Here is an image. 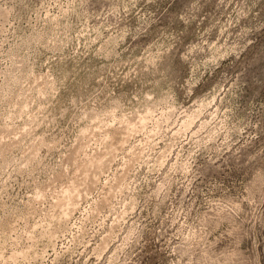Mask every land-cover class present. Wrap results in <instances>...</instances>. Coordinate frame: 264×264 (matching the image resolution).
Wrapping results in <instances>:
<instances>
[{"label":"rangeland","instance_id":"374dc122","mask_svg":"<svg viewBox=\"0 0 264 264\" xmlns=\"http://www.w3.org/2000/svg\"><path fill=\"white\" fill-rule=\"evenodd\" d=\"M0 264H264V0H0Z\"/></svg>","mask_w":264,"mask_h":264},{"label":"bare ground","instance_id":"6f19581e","mask_svg":"<svg viewBox=\"0 0 264 264\" xmlns=\"http://www.w3.org/2000/svg\"><path fill=\"white\" fill-rule=\"evenodd\" d=\"M44 78V77H43ZM26 107H27V105H26ZM147 117V116H146ZM146 117H143V118H145L146 119ZM140 120V119H139ZM141 120H142V118H141ZM124 124V123H123ZM128 124H130V123H128ZM132 124V123H131ZM143 124H145V123H143ZM135 125V124H134ZM142 125V124H141ZM102 126V125H101ZM128 126V125H127ZM130 126V125H129ZM139 126V125H138ZM131 127V126H130ZM134 127V126H133ZM140 127V126H139ZM125 129V128H124ZM132 129L133 128H126L125 129V137H124V140H127V139H129L128 137L130 136V134H131V131H132ZM18 131V130H17ZM110 131V130H109ZM140 132V131H139ZM109 134V133H108ZM111 134V133H110ZM122 134H124V133H122ZM107 137H108V135H107ZM123 137V136H122ZM131 137V136H130ZM123 140V141H124ZM110 141V140H109ZM97 142V141H96ZM125 142V141H124ZM120 145V144H119ZM96 146V145H95ZM122 149V148H121ZM116 151V150H115ZM114 153V152H113ZM91 158V157H90ZM83 159V158H82ZM87 160H89L88 158H86ZM99 159V158H98ZM104 161V160H103ZM88 162V161H87ZM89 162H91L92 164H94L95 163V174H97V172H102L103 170H104V164H103V162L101 163V160L99 159L98 161H96L95 159L94 160H91V161H89ZM89 162H88V165H91V164H89ZM83 163V162H82ZM85 164V163H84ZM83 164V165H84ZM81 165V164H80ZM85 166H86V164H85ZM84 166V167H85ZM93 166V165H92ZM83 167V166H82ZM84 167H83V169H84ZM91 168V167H90ZM80 169V168H79ZM82 169V168H81ZM87 169L89 170V168L87 167ZM86 170V169H85ZM84 171V170H83ZM79 172V171H78ZM84 173H88V172H84ZM86 175V174H85ZM79 176V175H78ZM99 176V175H98ZM96 177V176H95ZM86 178V177H85ZM88 178V177H87ZM94 178V177H93ZM97 178V177H96ZM81 179V178H80ZM79 179V180H80ZM99 179V178H98ZM83 180V179H82ZM92 181V180H91ZM77 182V181H76ZM94 182V181H93ZM121 182V181H120ZM81 183V182H80ZM96 183V182H95ZM98 183V182H97ZM85 184V183H84ZM83 184V185H84ZM87 184V183H86ZM88 184H90V183H88ZM93 184V187H94V183H92ZM105 184V183H104ZM82 185V186H83ZM85 186H87V185H85ZM69 188H66L64 191H62V192H64L65 194H66V196L64 195V193H63V195H64V197L60 200V198H59V200L56 202V204L55 203H53V204H55V205H53V206H60L61 207V210L60 211H62V217H64V218H66L67 220H69V216H71L72 215V213L74 212V211H76L77 210V208H78V205H79V199L82 197L81 196V193H80V191H82L80 188L79 189H77V186L74 184V183H72L71 184V186H68ZM79 187V186H78ZM81 187V186H80ZM117 187V186H116ZM119 187V186H118ZM84 188V187H83ZM82 188V189H83ZM88 188V187H87ZM90 188V187H89ZM80 190V191H79ZM89 190V189H88ZM92 190V189H91ZM83 192V191H82ZM113 192V191H112ZM76 193V194H75ZM110 194H112L111 193V191L109 192ZM108 193V194H109ZM85 194V193H84ZM109 194V195H110ZM57 195H59V194H57ZM86 195V194H85ZM42 196H44V195H42ZM61 196H62V193H61ZM60 196V197H61ZM40 197V196H39ZM57 197V196H56ZM109 197V196H108ZM43 198V197H42ZM87 198V197H86ZM104 198H107V197H104ZM66 199V200H65ZM83 199V198H82ZM85 200V199H84ZM103 201H104V199H102ZM102 201V202H103ZM106 201V200H105ZM104 201V202H105ZM81 202V201H80ZM107 202V201H106ZM101 203V202H100ZM99 202H98V205L100 204ZM82 204V203H81ZM95 206H96V204H94ZM107 205V204H106ZM94 206V207H95ZM97 207V206H96ZM56 208V207H55ZM54 208V209H55ZM53 209V210H54ZM80 209V208H79ZM50 210H52V209H50ZM58 210V209H57ZM94 210V209H93ZM56 211V210H55ZM97 211V210H96ZM101 211V210H100ZM57 212V211H56ZM55 212V213H56ZM95 212V211H94ZM59 213V212H58ZM48 214V213H47ZM94 214V213H93ZM50 216H51V214H49ZM58 215V214H57ZM47 216V215H46ZM54 216V215H53ZM56 216V215H55ZM74 216V215H73ZM61 217V216H60ZM50 218V217H49ZM56 218H57V216H56ZM60 219L61 218H59V220H58V222L60 221ZM73 219V218H72ZM63 220V223H64V220L65 219H62ZM62 223V222H61ZM61 225V224H60ZM7 226V225H6ZM49 228V227H48ZM59 228V227H58ZM53 231V230H52ZM51 231V232H52ZM59 231H60V229H59ZM58 231V232H59ZM64 232V231H63ZM61 233V232H60ZM58 234V233H57ZM51 235V234H50ZM55 237H56V235H55ZM54 239V238H53ZM106 245V244H105ZM32 249V248H31ZM28 252H30V250H28ZM29 255V254H28ZM16 258V257H15ZM16 260V259H15Z\"/></svg>","mask_w":264,"mask_h":264}]
</instances>
